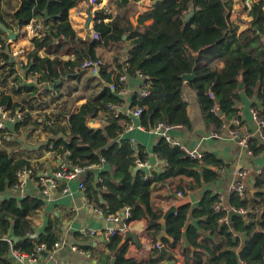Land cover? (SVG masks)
<instances>
[{
  "label": "trees",
  "instance_id": "trees-1",
  "mask_svg": "<svg viewBox=\"0 0 264 264\" xmlns=\"http://www.w3.org/2000/svg\"><path fill=\"white\" fill-rule=\"evenodd\" d=\"M83 1L89 0H20L7 16L2 14L0 5V22L9 28H24L35 20L42 21L46 27L41 37L33 38L34 49L28 54L27 63L20 67L23 74L20 78L16 74L13 90L22 100H15L10 93L0 90V105L12 113L18 109L24 111L22 119L9 124L16 128L27 125L32 113L47 103L42 92H54L64 78L78 76L77 72L82 70V63L87 59L100 60V79L116 83L117 89L122 86L120 76L126 63L129 76L137 77L138 72L147 76L149 94L139 97L134 93L130 107L142 108L138 121L146 130L160 121L190 126L188 102L183 97L186 85L196 90L206 120L215 124L214 132L220 131L233 117L240 118L242 92L249 97L256 96L264 104V59L243 52V48L257 37L264 44V0L253 2L248 12L250 20L240 31L231 18L233 0H156L152 9L139 16V23L152 20L143 30L133 27L131 22L138 0H117L113 8L115 13L111 14L106 9L110 8L109 4L89 6L95 19L94 29L100 37L88 40L78 37L69 17L70 10ZM242 1L247 10L246 0ZM106 18L111 20L105 21ZM4 35L0 30L1 84L18 69ZM126 41H129L127 57L122 58V46ZM41 48L54 57H41ZM106 52L109 58L103 62L101 57H105ZM63 54H73V59L65 60ZM219 63L223 65L219 67ZM193 71L195 77L184 80L183 74ZM29 77L33 79L28 82ZM16 83H19L18 88ZM240 83H243L241 90ZM116 91L109 86L102 87L76 112L75 106L65 110L63 103H57L58 109L53 111L52 117L47 114L44 119L41 113L34 122L44 124L43 128L50 133L43 145L48 149L52 145L55 154L65 156L69 166L88 167L101 164L104 159L105 170L99 172L101 181L96 182L95 172L89 171L85 183L89 200L106 214H122L129 206L127 221L145 218L147 236L158 238L163 215L152 203L151 194L156 185L181 174L196 181L215 180L219 175L211 166L218 167L221 159L208 153L203 154L202 160L192 157L180 145L162 137L154 151L168 162L165 171L147 176L144 169H136L137 161L145 163V153L129 138H121L132 117L127 112L116 116L109 111L108 103L120 105L123 102ZM210 91L214 98L210 97ZM58 97L54 95L52 99ZM215 104L222 115L213 110ZM96 117L105 118L106 124L91 127L89 119ZM263 147L257 138L249 139V148L254 154ZM30 165L29 159L17 158L0 149V192L13 190L18 172ZM247 192L246 197L236 192L229 197L230 205L250 209L247 218L237 213L231 221H221L228 211L214 210L218 193H207L192 210L198 225L208 235L190 250L192 256L188 257V264H264V170L256 177L254 191ZM44 201V197L12 195L0 202V258L12 249L36 253L41 244L50 250L58 241L59 233L51 225L37 239L28 235L33 232V215L42 208ZM190 208V204H183L170 214L166 230L181 233ZM11 233L18 238L13 244L4 238H13ZM122 241L123 235L119 234L106 242L115 253L111 264H157L167 257L166 254L157 256L159 250L155 248L154 256L147 261L128 258L127 244Z\"/></svg>",
  "mask_w": 264,
  "mask_h": 264
},
{
  "label": "crops",
  "instance_id": "crops-1",
  "mask_svg": "<svg viewBox=\"0 0 264 264\" xmlns=\"http://www.w3.org/2000/svg\"><path fill=\"white\" fill-rule=\"evenodd\" d=\"M1 1L2 14L6 16L20 4V0H12L13 7L10 9L9 4L5 2L6 0ZM155 1L138 0L136 2L137 12L131 16L133 27L143 30L146 25L152 22L150 19L139 23V16L152 9ZM99 2L102 5H110V8L111 5L114 8L117 4V0H100ZM89 6L88 1H83L70 10L69 17L71 24L76 30L78 37L82 40H88L90 29L78 26L76 21L86 16L90 11ZM92 10H95V8H92ZM248 12L244 8L242 0L232 1L231 18L239 27V31L243 30L247 26V21L250 20ZM108 20H111V18ZM94 23L95 20L93 18L91 23L92 29L94 28ZM0 24L3 23L0 22ZM0 30H2L1 27ZM25 30V26L21 28L20 35L16 40H13V44L28 47L30 52L34 49V37ZM3 33L7 41L9 37L6 32L3 31ZM261 40L260 37L255 38L249 45L243 48V52L263 60L264 44ZM128 46L129 41L123 43L122 58L127 57ZM39 55L41 57L46 55L54 57V55L47 54L44 48L40 49ZM62 58L65 60L73 59V54H63ZM26 61H28V58ZM222 65L223 63L218 64L219 67ZM20 67L21 65L18 67L17 73H14L12 77L10 76L6 82L0 83V90L10 93L15 100H22V96L13 90L17 75L20 78V75L23 74ZM77 73L78 76L64 78L60 88L54 90V92H42V97L47 103L41 106V110L37 109L32 113V120L27 125H21L19 128H16L15 125L9 124L10 134L8 138L3 137L0 132V149L14 154L17 158H27L31 161V164H40L53 170L57 169L63 158L56 155L52 148L48 149L43 145L50 137V133L43 128L44 124H36L34 121L41 113H44V119H46L47 114L52 117L53 111L58 109L57 103H63L65 110H70L72 106H75L76 112L88 97L92 96L102 87L108 86L103 82L106 80H101L100 76L93 70L82 69ZM32 79L26 81L29 82ZM72 84H74L75 89L72 92H67V89L69 90L73 86ZM140 85L141 80L138 77H132L131 75L128 77L127 87L129 91L121 95L123 102L120 105L123 107L122 110L126 111L131 107L132 96L140 88ZM81 87L84 88L83 93L76 97V94L81 92L79 91ZM183 92V97L188 102L190 126H176L171 131L173 143L180 145L184 150H196L202 154H213L221 159L218 167L211 166L219 176L212 181H205L203 178L196 181L188 175L181 174L171 177L164 182H159L151 194L154 209L163 215V219L166 215L167 217L170 215L168 212L172 207H175L177 210L183 204H190L191 211L188 214L187 221L181 233L168 232L166 230L165 235L161 238H159L161 232L158 238L147 236L146 229L148 222L145 218L130 221L129 231L137 233L141 246L135 242L133 237L126 238L123 235L122 244L125 242L127 244L128 250L126 256L128 258L147 261L154 256L155 248L159 250L157 254L159 256L162 255L160 254V249L165 247L170 254H166L167 257L162 258L157 264H188L187 259L189 256H192L190 250L195 249L203 240V236L208 235L198 225V219L193 216L192 210L200 204L207 193H224L225 203L230 206V187L238 179L237 171L241 168L248 169V174L243 177L242 181L247 190L252 191L254 190L256 177L264 170V147L259 153L254 154L252 150H250L251 152L249 151L250 148L231 139L227 129L223 130L220 136L213 135L215 124L209 123L206 120L196 90L186 85ZM54 95L56 97L61 96L53 100L52 96ZM61 99L63 101H60ZM51 101L52 103L49 104ZM262 105V102L256 96L249 97L242 92L238 113L243 130L247 131L251 135V138H257L264 145V138L260 136L258 125L254 121L251 112L252 109H261ZM133 121L139 123L138 119H133ZM62 123H64V120H62ZM88 123L91 127H103L106 124V119L100 117L90 118ZM124 137L129 138L131 141L133 139L134 144L140 145L142 151L145 153V166L147 167L145 171L147 172V176H152L156 173L161 174L165 171L168 162L154 151L162 136L153 131L134 128L130 131H124L121 134V138ZM105 164H97L95 167L89 169L87 173L81 174L72 180H61L60 186L49 199H45L42 208L33 215V232L28 235L37 239L40 233L51 225L59 233L57 242L60 243L54 249L47 250L45 248L41 253L35 254L36 257L33 264H55L56 262H60L61 264H111L115 259V253L106 245V242L110 238L104 233L107 223L102 215L95 210L94 202H91L87 197L85 192L86 187L81 189L79 186L82 179L87 180L90 170L95 172L96 182H99L101 179L99 172L105 170ZM65 187H69L70 191L68 193L63 192ZM179 191L183 192V196L179 195ZM12 195L43 198L40 187L34 178L28 179L23 193L14 190L0 192V202L5 197ZM82 229H96L97 234L83 235L81 234ZM234 235L239 236L237 232H234ZM11 236L14 235L11 233ZM241 238L243 239L244 236L241 235ZM14 241L13 238L12 244ZM155 241L160 242L162 246L160 248L156 247L157 242L155 243ZM0 264H20V262L10 252L0 258Z\"/></svg>",
  "mask_w": 264,
  "mask_h": 264
},
{
  "label": "built area",
  "instance_id": "built-area-1",
  "mask_svg": "<svg viewBox=\"0 0 264 264\" xmlns=\"http://www.w3.org/2000/svg\"><path fill=\"white\" fill-rule=\"evenodd\" d=\"M255 0H246L245 5H247V10L250 11L252 8V4ZM88 5L93 6V7H100L103 6L102 3L98 2V0H89ZM108 12L111 14L112 12L115 13V10H112L110 8H106ZM192 13V12H190ZM91 16V21L88 24V19ZM94 15L90 13V11L86 14V16L81 17L77 19L76 24L80 27L90 29L89 32V37L88 39H99L100 35L99 33L93 28H91V23L93 21ZM109 18H106L108 20ZM95 20V19H94ZM110 21V20H108ZM28 34H30L32 37H41L43 34V30L46 28L43 25L42 21L35 20L29 23L28 25L25 26ZM7 43L10 45V51L12 52L13 56L15 57L14 62L15 64L19 67L20 65H24L27 63V58L29 49L28 47L22 46V45H16L13 44V40L10 38H7ZM129 64L126 63L123 67L124 73L120 76V81L122 86L117 89L116 88V83H111L107 81H103L105 84H107L112 90H117L116 93L119 95H124L126 94L129 89L127 87V79L129 77L128 70H129ZM100 68H101V61L100 60H93V59H87L82 63V69H90L95 71L97 75L100 73ZM128 74V75H127ZM137 77L141 80V85L140 88L136 91L139 95L141 96H146L149 94V90L147 87V83L145 80L147 79V76L144 75L141 72L137 73ZM15 87H19V83L15 84ZM210 97L214 98L215 95L212 91L209 92ZM109 111L114 113L116 116H118L121 112H127L131 117V121L127 123L124 131H130L134 128H138L141 130H146V127L143 126L140 123H136L133 121V119H139L140 115L142 113V108L141 107H135V108H129L128 110H122L123 107L122 105L116 104V103H108L107 105ZM213 110L218 113L219 111L216 108V104L213 108ZM264 111V104L262 105L261 109H252V116L254 121L258 125V132L260 136L264 138V115H262V112ZM24 111L18 109L16 112L12 113L10 109L3 107L0 105V132L2 133L3 137L8 138L10 131H9V123L10 122H17L20 119L23 118ZM177 125H173L170 123H167L165 121H160L158 122L154 127H152L149 131H153L156 134L165 137L168 141L173 142V138L171 136V131L176 127ZM227 129L231 139L239 142L241 145L248 147L249 148V139L251 135L243 130V127L241 125V120L238 117H233L231 119V122L226 123L223 125V127L220 129V131L214 132L213 135L220 136L221 132L223 130ZM122 132V133H123ZM132 141H134L132 139ZM50 148H52V145H50ZM190 156L201 159L203 157V154L196 151V150H185ZM250 151V149H249ZM251 152V151H250ZM63 159L59 163L57 169H50L45 166H42L40 164H31L30 166L24 167L22 170L18 172V181L17 184L14 187V191H18L23 193L24 188L26 186V183L29 178L34 177L36 180V183H38L40 190L43 194L44 199H49L53 192L60 186V181L61 180H72L76 178L77 176L81 174H85L88 172L89 169L92 167H95L96 164L88 166V167H82L79 165H72L69 166L68 161L65 159V156L62 157ZM102 163H105V160L102 159ZM101 163V164H102ZM137 165L139 167H143L146 165V163L137 161ZM238 179L231 185L230 187V194L233 192L238 193L242 197H246L248 195L247 188L243 184V177L248 174V169L241 168L238 171ZM102 179V178H101ZM100 179V181H101ZM85 179H82L80 182V188L84 189L85 186ZM69 187H65L63 189V192L68 193ZM179 195L183 196V192L179 191ZM231 209H234L236 211H239L240 214H243L245 218H247V215L250 211V209L246 207H240L237 208L235 206H228L225 203V195L222 192L218 193V201L214 205V210L216 212H221V211H229ZM95 210L97 213L102 215V217L105 219V222L107 223V227L104 231L106 236L111 237L114 235H126L127 231H129V222L127 221V218L130 216V207L127 206L125 207L124 211L121 213H104L103 209L96 206ZM227 214V213H226ZM225 214L223 218H221V221L228 222V217ZM81 234L83 235H96L97 230L96 229H82ZM6 240H8L12 244V237H4ZM59 242H56L53 246L52 249L55 247L59 246ZM162 244L160 242L156 243V247L160 248ZM46 246L44 244H41L37 246L36 248V253H31V254H26L22 253L16 249H12L13 255L19 260L20 264H33V261H35V254L37 255L38 253H41L42 250H44ZM55 264H61L60 262H56Z\"/></svg>",
  "mask_w": 264,
  "mask_h": 264
},
{
  "label": "water",
  "instance_id": "water-1",
  "mask_svg": "<svg viewBox=\"0 0 264 264\" xmlns=\"http://www.w3.org/2000/svg\"><path fill=\"white\" fill-rule=\"evenodd\" d=\"M189 15H191V14L189 13ZM90 21H91V16H90L89 19H88V24H89ZM0 27L2 28V30H3L4 32L7 33L8 37H9L11 40H16V39L18 38V36L20 35V32H21V27H18V28H16V29H13V28H9V27H7V26H5V25H3V24H0ZM194 77H195V72H194V71L191 72V73L183 74V78H184V80H186V81L191 80V79H193ZM242 88H243V83H240V85H239V89L241 90ZM219 113H220V115H222L221 112H219ZM226 123H229V121H227ZM139 168H142V169H144V170H147V167H146V166L139 167ZM137 169H138V168H137ZM253 191H254V190H252V192H253ZM175 210H176L175 207H172V209H171L168 213H169V214H172ZM237 213H239V211L229 210V211H228V220L231 221V219L233 218V215H235V214H237ZM166 218H167V215L162 219V222H163V223H162V231H161V233H160L159 238H161L162 236L165 235V232H166V223H165V222H166ZM125 236H126V238L133 237L134 240H135V242L138 243L139 246H141V242H140V239H139L137 233H134V232H132V231H127V233H126ZM13 238H14L15 241L18 240L17 237H15V236H14ZM160 254H170V252H169L165 247H162V248L160 249Z\"/></svg>",
  "mask_w": 264,
  "mask_h": 264
},
{
  "label": "rangeland",
  "instance_id": "rangeland-1",
  "mask_svg": "<svg viewBox=\"0 0 264 264\" xmlns=\"http://www.w3.org/2000/svg\"><path fill=\"white\" fill-rule=\"evenodd\" d=\"M5 2H7V4H9V6H10V9H12V7H13L12 0H6ZM88 3H89V1H88ZM111 9L114 10L113 9V5H111ZM107 58H109V54L106 52L105 57H101V59H102L103 62H105ZM29 79H32V77H29ZM72 85L73 86L69 90L67 89V92H72L75 89L74 88V84H72ZM83 89H84L83 87L80 88L79 91H81V92H79L78 94H76V97H77V95H80V94L83 93ZM60 101H63V100L61 99ZM51 103H52V101L49 104H51Z\"/></svg>",
  "mask_w": 264,
  "mask_h": 264
},
{
  "label": "bare ground",
  "instance_id": "bare-ground-1",
  "mask_svg": "<svg viewBox=\"0 0 264 264\" xmlns=\"http://www.w3.org/2000/svg\"><path fill=\"white\" fill-rule=\"evenodd\" d=\"M246 7H247V5H246ZM251 138V137H250ZM96 207V206H95ZM231 210H234V209H231ZM236 211V210H235Z\"/></svg>",
  "mask_w": 264,
  "mask_h": 264
}]
</instances>
